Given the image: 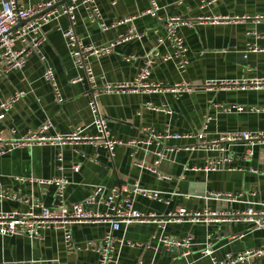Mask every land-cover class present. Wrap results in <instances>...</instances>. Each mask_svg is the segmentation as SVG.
I'll list each match as a JSON object with an SVG mask.
<instances>
[{"label": "crops", "instance_id": "crops-1", "mask_svg": "<svg viewBox=\"0 0 264 264\" xmlns=\"http://www.w3.org/2000/svg\"><path fill=\"white\" fill-rule=\"evenodd\" d=\"M3 0H0V2ZM39 0H18L24 7ZM158 17L145 14L148 0H98L108 25L125 21L120 26L103 32L98 24L89 21L84 7L76 11V34L84 45L106 47L115 44L110 53L90 56L88 63L96 78L95 87L86 81L72 84L83 72L74 63L63 32L70 25L67 16L59 15L44 28L46 42L42 55L32 54L22 70L13 71L0 79V105L6 99L21 93V99L0 120V134L9 137L12 130L25 136L51 121L50 135H67L78 126H90L93 117L89 101L99 94V104L107 118L112 136L123 142L114 156L105 149L91 145L46 146L14 150L0 157V190L20 198L33 197L43 205L56 209V187L41 180L59 176L69 181L65 202L69 210L92 194L95 186L107 190L124 189L123 195L135 185L159 192L163 202L143 196L133 197L139 212L156 214L158 220L181 208L191 213H228L234 219L236 212L249 207L264 210V145L254 148V155H246L244 146L233 148L232 170L206 173L208 161L219 157L198 149L197 136L208 123L210 139H219L232 132H264V112H230L225 107L264 109V89L248 90L210 89L209 82L245 81L264 78V0H156ZM63 5H58L61 11ZM180 17L188 24L179 29V35L188 48V66L181 73L176 60L158 62L152 68L149 83L158 85L161 92L103 93L107 84L133 82L146 65L147 56L155 48L161 54L171 53L165 38V21ZM217 17H244L243 22L216 23L206 19ZM202 20L204 22H202ZM256 48L251 51L250 47ZM20 48V45H17ZM45 58V62L41 60ZM0 57V67L3 66ZM46 65L53 68L61 89L60 103L52 85L44 80ZM176 85L189 86L181 93L170 89ZM90 127L84 134L93 135ZM188 135L190 138L161 139L146 145L150 134ZM136 142H143L138 144ZM174 148L177 152H166ZM195 148L194 150H186ZM164 153L165 159L158 172L169 176L160 180L156 173L141 169L136 163L150 164L155 154ZM62 154L63 171L58 169L57 156ZM85 156V157H84ZM91 159H96L93 162ZM80 165V171L72 170ZM227 194L232 198L226 197ZM222 195V197H216ZM22 202L0 201L1 212L28 211ZM88 211L105 213V206L87 207ZM214 220L210 223L173 222L160 226L156 223H134L116 232V239H124V246L116 247L121 253V264H212L203 255L209 246L217 260L264 246V230H254L249 222ZM110 226L104 223L78 224L71 227L76 243L101 241ZM188 242V246L168 250L159 239ZM135 244L134 247L127 243ZM189 253L187 256L186 253ZM99 264L92 252L69 254L61 231L47 230L39 240L27 237H0V264ZM255 264H264V258Z\"/></svg>", "mask_w": 264, "mask_h": 264}, {"label": "built area", "instance_id": "built-area-1", "mask_svg": "<svg viewBox=\"0 0 264 264\" xmlns=\"http://www.w3.org/2000/svg\"><path fill=\"white\" fill-rule=\"evenodd\" d=\"M65 0H39L34 5L24 7L19 4L18 0H3L0 2V57L3 60V66L0 67V79L16 70H22L32 54L42 55V46L46 42L44 35V28L59 15L67 16L69 19V27L63 32V38L68 44L69 53L74 60L76 66L83 72L82 75L77 76L72 80V84L80 82H88L91 87H95L96 78L88 63L90 56H103L110 53L115 44L104 46L100 48L86 46L78 39L76 34V11L79 7H84L90 22L98 24L103 32L110 28L122 25L125 21H119L108 25L103 17L102 11L98 5V0H70L66 4H62ZM149 9L145 14L152 17H158L160 8L156 0H148ZM62 4L61 11L57 6ZM247 18L240 17H217L206 19V22L212 24L216 23H234L238 24ZM256 22L264 21V16L256 17ZM202 22H204L202 20ZM188 24L180 17H169L165 21V38L160 40V44L167 42L171 53L165 55L161 54L159 49L155 48L149 53L146 60V65L140 72L138 77L131 83L127 84H107L102 90L103 93H137L143 92H161L168 89H163L158 85L149 83L148 80L152 74L153 66L158 63H168L176 60L178 70L183 73L186 71L188 61L186 59L188 48L185 40L179 35V29ZM20 45V48H17ZM251 51H256V48L250 47ZM41 60L45 62V58L41 56ZM45 81L52 85L53 91L60 103L63 102L60 86L57 82L54 70L52 67L46 65L43 73ZM210 89H236L238 91H248L256 89H264V78L261 80H254L251 82L245 81H229V82H209ZM189 86L176 85L170 90L174 93H181ZM22 94L17 93L14 96L6 99L0 105V120H3L6 115L12 110L14 104L21 99ZM99 94L93 93L89 101V109L93 117V122L90 126H78L74 131L67 135H50L49 131L53 129L51 121H46L38 130L30 131L25 136H17V132L12 130L9 137L0 134V157L13 152L14 150L30 147H46L58 146L63 147L67 145L81 146L91 145L96 149H105L109 156L113 157L115 150L124 143L115 139L108 127L107 118L105 117L101 106L99 104ZM224 111L230 112H251L261 113L264 109L258 107H250L245 109L241 106L225 107ZM211 118L206 120L202 132L197 136L200 144L198 149L207 153H218L219 157L208 161L204 168L206 173L229 171L232 170L229 165L234 159L233 148L237 146H244L246 148V155L252 157L254 155V148L259 145H264V132H232L219 139H210L207 134L208 123ZM93 127L95 133L84 134L85 130ZM188 135H157L150 134L148 140L144 142L146 145H151L155 141L161 139H181L190 138ZM142 144L143 142H136ZM189 148L186 150H194ZM166 152H177L174 148H166ZM165 154L158 152L155 154L156 159L150 164L136 163L141 169H146L150 172L156 173L160 180H168L169 176L158 172L160 165L165 159ZM85 157V156H84ZM96 162V159H91ZM58 169L64 170L62 165L63 156H57ZM80 165H74L72 170L75 173L80 171ZM264 175V170L262 172ZM42 184L54 185L56 187V209L49 208L42 203L36 201L33 197L20 198L11 196L0 190V201L5 199L22 202L27 205L28 211L20 213L1 212L0 211V237H27L31 240H39L42 233L47 230L61 231L64 238V244L69 254L77 252H92L99 258V264H121V253L117 248L126 244L124 239H116L114 234L122 230L123 227L130 226L134 223H156L160 226L167 225L173 222L178 223H210L214 220L225 218L221 221L228 220L229 222H249L254 226V230H264V210H256L253 206L249 207L245 212L234 213V219H227L228 213L220 212H206L204 214L191 213L185 208H181L176 212L170 213L165 217L166 219L158 220L156 214L145 215L134 206L133 197L143 196L149 200L163 202L164 199L159 192L149 191L135 185L128 192L127 196L123 195L124 189L115 187L112 190H107L104 186H95L92 194L84 201L73 206L72 210L66 205L65 192L70 184L64 177H57L51 180H41ZM222 197V195H216ZM226 197L232 198V195L227 194ZM89 206L107 208L105 213L91 212L87 210ZM104 223L110 226L109 231L105 237L99 241H88L83 243H76L73 239L71 227L78 224H96ZM168 250L174 251L178 247L188 246V242H181L178 240H171L168 237H161L159 239ZM117 244V247H116ZM134 247L135 244L127 243V246ZM189 253L187 252L185 256ZM203 255L210 257L212 264H255L257 260L264 258V246L257 249L248 250L244 253L236 255H227L223 260H217L214 257V251L208 246L204 250ZM24 264V263H19Z\"/></svg>", "mask_w": 264, "mask_h": 264}, {"label": "water", "instance_id": "water-1", "mask_svg": "<svg viewBox=\"0 0 264 264\" xmlns=\"http://www.w3.org/2000/svg\"><path fill=\"white\" fill-rule=\"evenodd\" d=\"M68 1H70V0H65L62 4H66ZM62 4H60V5H62Z\"/></svg>", "mask_w": 264, "mask_h": 264}]
</instances>
